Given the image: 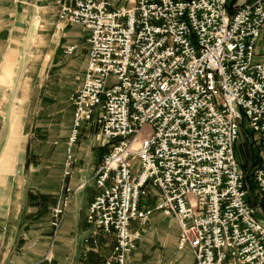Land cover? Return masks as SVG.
Returning a JSON list of instances; mask_svg holds the SVG:
<instances>
[{
	"label": "built area",
	"instance_id": "built-area-1",
	"mask_svg": "<svg viewBox=\"0 0 264 264\" xmlns=\"http://www.w3.org/2000/svg\"><path fill=\"white\" fill-rule=\"evenodd\" d=\"M230 1L60 4L54 28L80 26L87 45L63 176L79 129L92 127L103 150L83 243L112 237L100 264H129L154 211L175 221L192 264H264V223L234 151L244 122L257 153L251 185L264 197V0ZM69 202L50 210L54 230ZM131 220L141 228L131 232Z\"/></svg>",
	"mask_w": 264,
	"mask_h": 264
},
{
	"label": "crops",
	"instance_id": "crops-1",
	"mask_svg": "<svg viewBox=\"0 0 264 264\" xmlns=\"http://www.w3.org/2000/svg\"><path fill=\"white\" fill-rule=\"evenodd\" d=\"M65 1L0 0V264H100L113 244L111 236L100 237L99 243L103 240L108 247L107 254L103 255L97 246L85 247L83 243V238L95 231L86 223L85 214L88 204L98 193L92 176L101 152L96 155L95 149L86 150L82 145L70 149V174L64 177L67 154L62 144L66 143L67 132L53 152L55 160L50 164L47 159L52 152L30 153L28 119L23 114L15 115L17 92L21 89L25 94L28 90L20 85V79L29 77L25 73L29 60L25 59L27 51L33 39L46 38L49 30L54 42L53 65L64 68V78L80 73L79 82L71 92L66 91L60 101L63 108H56L58 112L64 111L65 128H71L73 106L70 97L83 79L87 45L80 26L68 25L61 31L54 28L60 4ZM245 1L252 0H231L230 4ZM72 44L77 48L80 44L85 47L81 60L75 65L69 59L73 53L63 54L64 47ZM75 52L74 56L78 50ZM92 141V146L98 147L93 137ZM32 156L35 157L33 162ZM66 187L70 188L69 193L64 191ZM66 194L70 195V202L54 230L50 224V210ZM156 212L150 215V222L156 219ZM178 234L177 227V232L170 236L174 250ZM147 236L148 231L143 227L129 264L140 258L138 251L142 250L143 242L147 243ZM189 252L191 255L186 263L192 264L193 254Z\"/></svg>",
	"mask_w": 264,
	"mask_h": 264
},
{
	"label": "rangeland",
	"instance_id": "rangeland-1",
	"mask_svg": "<svg viewBox=\"0 0 264 264\" xmlns=\"http://www.w3.org/2000/svg\"><path fill=\"white\" fill-rule=\"evenodd\" d=\"M52 31H47L46 38H41L39 40L37 37L31 41V46L29 47L25 59L28 62L25 64V72L29 74L28 78L20 79V85H25L28 87L26 93H22L20 89L17 92L16 105V116L23 114L28 120V126L30 127V153L34 152H47L48 163H53L55 160V154L53 153L55 149L60 145V140H64L65 133L69 135L70 127L65 128L63 123L64 111H56V108L61 109L60 101L66 94V91H72L75 85L79 82L80 73H72V76L64 78L65 73L64 68H59L53 65V48L54 42L52 41L51 33ZM264 40V38H263ZM84 45L80 48L76 45V52L78 54L74 56V52L69 59L72 61L73 65L81 60ZM75 52V53H76ZM78 77V79H76ZM39 87V89H38ZM57 88L58 90H54ZM61 90V91H60ZM39 91V94H37ZM69 92V93H70ZM57 104V105H56ZM65 107V106H64ZM244 122L242 128L240 129L239 136L234 145V151L236 158L240 164L241 171L247 180L246 183L249 187V200L251 203L256 204V215L264 223V200L260 198L259 195L251 185L250 176L254 168V163L257 162L256 148L251 143L250 138L252 137L246 133L244 130ZM79 134V139L72 144L71 151L74 147H79L82 145L86 150H96L97 153L103 150L98 142V147L92 146V137L95 139V131L92 127L84 129L81 127ZM66 143L63 145V150L67 148ZM56 142V143H54ZM101 150V151H100ZM33 157V156H32ZM35 157L31 158V162L35 161ZM50 161V162H49ZM145 202L152 204V198L150 194L144 199ZM143 202V201H142ZM156 219L153 222L147 220L144 225L146 232L148 231L147 243L143 242L142 250L138 251L140 258L137 260H132L131 264H188L186 259L189 257L190 252L188 248L183 250H175L171 247L170 236L171 233L177 232V226L175 221L170 217L162 216L159 212H156ZM159 215V216H158ZM150 218V217H149ZM148 218V219H149ZM131 231L134 229L139 230L141 225L137 220L130 221ZM145 241V240H144ZM99 253L106 255L107 246H105L103 240L98 244Z\"/></svg>",
	"mask_w": 264,
	"mask_h": 264
},
{
	"label": "trees",
	"instance_id": "trees-1",
	"mask_svg": "<svg viewBox=\"0 0 264 264\" xmlns=\"http://www.w3.org/2000/svg\"><path fill=\"white\" fill-rule=\"evenodd\" d=\"M256 164H257V162L254 163V166H255ZM260 198L264 200V197H263L262 195L260 196ZM263 202H264V201H263Z\"/></svg>",
	"mask_w": 264,
	"mask_h": 264
}]
</instances>
